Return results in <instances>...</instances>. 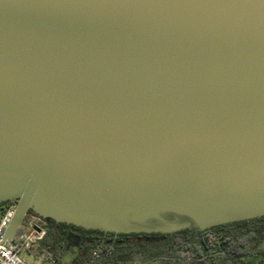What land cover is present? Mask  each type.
Here are the masks:
<instances>
[{"label":"water","instance_id":"95a60500","mask_svg":"<svg viewBox=\"0 0 264 264\" xmlns=\"http://www.w3.org/2000/svg\"><path fill=\"white\" fill-rule=\"evenodd\" d=\"M2 240L264 217V0H0ZM38 231V229H36Z\"/></svg>","mask_w":264,"mask_h":264},{"label":"trees","instance_id":"16d2710c","mask_svg":"<svg viewBox=\"0 0 264 264\" xmlns=\"http://www.w3.org/2000/svg\"><path fill=\"white\" fill-rule=\"evenodd\" d=\"M13 205L15 202L2 203L0 210ZM44 221L47 232L38 242L37 252L56 264H64L68 253L76 254L70 264H119L156 258L165 264H206L204 250L192 242L190 230L172 235H114ZM199 236L205 247L212 249V264H234L242 257H250V264H264V247L259 248L264 241V217L217 226Z\"/></svg>","mask_w":264,"mask_h":264},{"label":"built area","instance_id":"2783aa9c","mask_svg":"<svg viewBox=\"0 0 264 264\" xmlns=\"http://www.w3.org/2000/svg\"><path fill=\"white\" fill-rule=\"evenodd\" d=\"M14 207L15 205L0 210V264H30L19 256V252L44 238L46 222L36 216L28 221L24 219L12 244H7L2 238ZM34 264H56V262L53 259H40Z\"/></svg>","mask_w":264,"mask_h":264},{"label":"rangeland","instance_id":"374dc122","mask_svg":"<svg viewBox=\"0 0 264 264\" xmlns=\"http://www.w3.org/2000/svg\"><path fill=\"white\" fill-rule=\"evenodd\" d=\"M32 217H34V216H31L30 214H28V216L25 217V221L30 220ZM47 226H48L47 223H45V229L47 228ZM21 227H22V225H21ZM45 232H47V229L45 230ZM38 242H40V241H38ZM38 242L36 241L35 243L31 244L29 246V248L21 250L19 252V256L30 264H34L40 259L41 260L45 259L43 256H41L37 252ZM135 242H139V241H135ZM260 247H264V241H262L259 248ZM75 257H76V254H69V253L65 254L64 255V261L65 260L68 262L70 261L69 262V264H70V263H72V261L74 260ZM156 260H158V261H154L152 264H165V263H163V261H160V258H156ZM250 260H251L250 257H242V258L235 259V261L233 263L234 264H250ZM156 262H158V263H156ZM125 264H128V263H125Z\"/></svg>","mask_w":264,"mask_h":264},{"label":"crops","instance_id":"0c3cea01","mask_svg":"<svg viewBox=\"0 0 264 264\" xmlns=\"http://www.w3.org/2000/svg\"><path fill=\"white\" fill-rule=\"evenodd\" d=\"M154 261H158L156 259H151V260H148V261H140V260H132V261H120L119 264H125V263H128V264H152ZM160 261H163L162 259H160ZM70 262V261H69ZM68 261H64L65 264H69ZM158 263V262H156ZM164 263V261H163Z\"/></svg>","mask_w":264,"mask_h":264}]
</instances>
